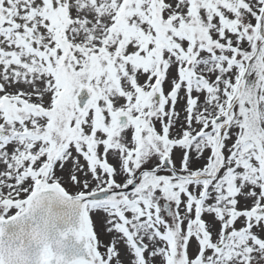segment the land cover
Wrapping results in <instances>:
<instances>
[{
    "label": "snow or ice",
    "instance_id": "1",
    "mask_svg": "<svg viewBox=\"0 0 264 264\" xmlns=\"http://www.w3.org/2000/svg\"><path fill=\"white\" fill-rule=\"evenodd\" d=\"M0 264H264V0H0Z\"/></svg>",
    "mask_w": 264,
    "mask_h": 264
}]
</instances>
